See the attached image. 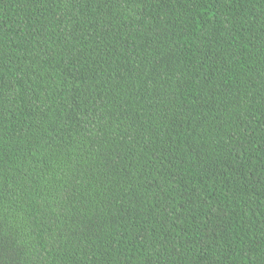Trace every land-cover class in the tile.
Segmentation results:
<instances>
[{"label": "trees", "instance_id": "16d2710c", "mask_svg": "<svg viewBox=\"0 0 264 264\" xmlns=\"http://www.w3.org/2000/svg\"><path fill=\"white\" fill-rule=\"evenodd\" d=\"M0 264H264V0H0Z\"/></svg>", "mask_w": 264, "mask_h": 264}]
</instances>
